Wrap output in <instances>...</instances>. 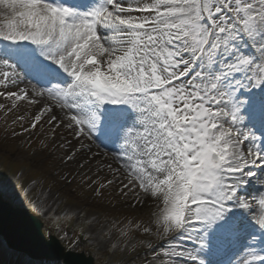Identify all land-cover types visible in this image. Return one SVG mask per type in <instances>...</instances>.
Masks as SVG:
<instances>
[{
	"label": "snow or ice",
	"instance_id": "obj_1",
	"mask_svg": "<svg viewBox=\"0 0 264 264\" xmlns=\"http://www.w3.org/2000/svg\"><path fill=\"white\" fill-rule=\"evenodd\" d=\"M0 21V97L31 112L23 131L97 197L162 200L144 264H264V0H0ZM82 211L0 188V264H60L41 221Z\"/></svg>",
	"mask_w": 264,
	"mask_h": 264
},
{
	"label": "rangeland",
	"instance_id": "obj_2",
	"mask_svg": "<svg viewBox=\"0 0 264 264\" xmlns=\"http://www.w3.org/2000/svg\"><path fill=\"white\" fill-rule=\"evenodd\" d=\"M20 70L18 68V72H21ZM23 103L18 101V107L9 111L11 102L0 97V104L4 105L0 108V188L16 185L28 205H33L51 191L57 194L60 210L82 209L79 222L74 214L62 215L59 219L50 216L48 219L53 221L52 224L48 223V219L41 221L44 224L45 236L48 238V230L51 229L50 235L60 241L65 251L72 249L73 244L77 242L80 246L76 252L92 257L94 264H144V246L140 242L151 240L153 243H159L157 236L142 232V228L148 225L156 231L154 219L129 206L130 193L123 197L110 186L102 190L100 197L95 196L97 185L88 187L90 180L85 181L77 176V169H68L61 160L64 151L57 150L43 133L26 139L23 129L29 127L31 112L19 107ZM22 116L25 117L23 120L20 119ZM42 142L48 144V147H43ZM34 151L39 156L37 160L32 157ZM65 175L73 180L71 186H67L62 179ZM52 177H55V181ZM92 214L96 219L93 221V231L88 232L87 221ZM61 225L63 231L60 230ZM137 225L140 226L139 229ZM129 226L131 230L128 235L122 236L120 229ZM74 231L73 239L70 234ZM86 232L100 240L110 241L109 246L81 242L80 237ZM134 244L135 251L132 249Z\"/></svg>",
	"mask_w": 264,
	"mask_h": 264
},
{
	"label": "bare ground",
	"instance_id": "obj_3",
	"mask_svg": "<svg viewBox=\"0 0 264 264\" xmlns=\"http://www.w3.org/2000/svg\"><path fill=\"white\" fill-rule=\"evenodd\" d=\"M97 151H99V149H97ZM105 159H110V154L108 156H106ZM65 166L71 170L77 169V166L73 163H68ZM134 200H135V198L130 193V195H129V201H130L129 206L131 205L130 206L131 208L137 210L138 212H143L146 215H148L149 217H152V219H154V221H155V228H157L158 227V225L156 224L157 219H159L162 222L163 221V215L165 214L164 211L160 210L161 207H165L163 205L162 200L152 199V200H149L146 204L140 205L139 207H137L136 204L133 202ZM28 206H29V208H31L33 205H28ZM7 259H8V256L5 254V260H7Z\"/></svg>",
	"mask_w": 264,
	"mask_h": 264
},
{
	"label": "water",
	"instance_id": "obj_4",
	"mask_svg": "<svg viewBox=\"0 0 264 264\" xmlns=\"http://www.w3.org/2000/svg\"><path fill=\"white\" fill-rule=\"evenodd\" d=\"M55 241H56L57 248L62 251L60 260H64L66 264H93V259L91 257L86 258L83 254L78 255V254L65 253L60 243L56 239Z\"/></svg>",
	"mask_w": 264,
	"mask_h": 264
}]
</instances>
